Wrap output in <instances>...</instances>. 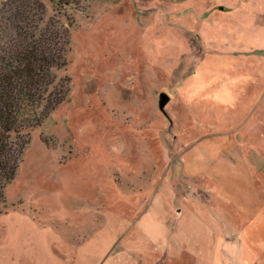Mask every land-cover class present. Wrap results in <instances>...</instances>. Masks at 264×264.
Returning <instances> with one entry per match:
<instances>
[{
  "label": "rangeland",
  "instance_id": "obj_1",
  "mask_svg": "<svg viewBox=\"0 0 264 264\" xmlns=\"http://www.w3.org/2000/svg\"><path fill=\"white\" fill-rule=\"evenodd\" d=\"M34 2L69 92L23 132L0 264H264V0Z\"/></svg>",
  "mask_w": 264,
  "mask_h": 264
},
{
  "label": "trees",
  "instance_id": "obj_2",
  "mask_svg": "<svg viewBox=\"0 0 264 264\" xmlns=\"http://www.w3.org/2000/svg\"><path fill=\"white\" fill-rule=\"evenodd\" d=\"M36 3L18 0L2 16L8 19L0 31V204L22 163L23 132L42 126L69 92L55 72L67 63L69 42L59 29L40 27L45 11Z\"/></svg>",
  "mask_w": 264,
  "mask_h": 264
},
{
  "label": "water",
  "instance_id": "obj_3",
  "mask_svg": "<svg viewBox=\"0 0 264 264\" xmlns=\"http://www.w3.org/2000/svg\"><path fill=\"white\" fill-rule=\"evenodd\" d=\"M170 102V97L166 93L160 94L159 107L163 113H166L165 108Z\"/></svg>",
  "mask_w": 264,
  "mask_h": 264
}]
</instances>
